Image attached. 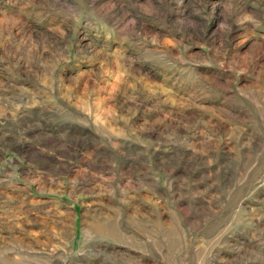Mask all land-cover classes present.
Here are the masks:
<instances>
[{"label":"rangeland","instance_id":"rangeland-1","mask_svg":"<svg viewBox=\"0 0 264 264\" xmlns=\"http://www.w3.org/2000/svg\"><path fill=\"white\" fill-rule=\"evenodd\" d=\"M0 264H264V0H0Z\"/></svg>","mask_w":264,"mask_h":264}]
</instances>
